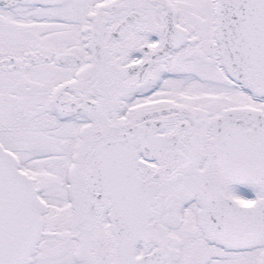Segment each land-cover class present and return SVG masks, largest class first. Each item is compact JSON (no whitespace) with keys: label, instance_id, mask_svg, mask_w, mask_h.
Instances as JSON below:
<instances>
[{"label":"snow or ice","instance_id":"snow-or-ice-1","mask_svg":"<svg viewBox=\"0 0 264 264\" xmlns=\"http://www.w3.org/2000/svg\"><path fill=\"white\" fill-rule=\"evenodd\" d=\"M0 264H264V0H0Z\"/></svg>","mask_w":264,"mask_h":264},{"label":"flooded vegetation","instance_id":"flooded-vegetation-1","mask_svg":"<svg viewBox=\"0 0 264 264\" xmlns=\"http://www.w3.org/2000/svg\"><path fill=\"white\" fill-rule=\"evenodd\" d=\"M235 188L239 194H242L246 198H249V199L255 198V194L251 189H249L245 186H241V185H237V186H235Z\"/></svg>","mask_w":264,"mask_h":264}]
</instances>
